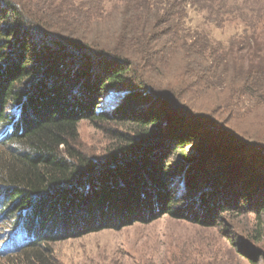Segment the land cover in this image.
Returning a JSON list of instances; mask_svg holds the SVG:
<instances>
[{
	"label": "trees",
	"instance_id": "16d2710c",
	"mask_svg": "<svg viewBox=\"0 0 264 264\" xmlns=\"http://www.w3.org/2000/svg\"><path fill=\"white\" fill-rule=\"evenodd\" d=\"M116 1L109 12L107 0H0V219L19 212L12 236L28 239L9 264H46L51 244L165 216L214 228L251 213L263 241L264 9ZM191 11L243 32L226 45L193 31ZM150 84L165 101L99 112L106 92ZM82 121L134 134L114 132L95 160L78 146Z\"/></svg>",
	"mask_w": 264,
	"mask_h": 264
},
{
	"label": "rangeland",
	"instance_id": "374dc122",
	"mask_svg": "<svg viewBox=\"0 0 264 264\" xmlns=\"http://www.w3.org/2000/svg\"><path fill=\"white\" fill-rule=\"evenodd\" d=\"M116 0H107V10L112 11ZM240 7L251 6L263 12L264 1L245 0ZM193 31L208 34L215 40L228 44L243 32L244 24L231 21L217 27L207 19L205 12H190ZM127 98L165 101L162 89L150 84L140 91L132 86L108 91L102 95L101 113H112L115 106ZM13 102L10 101V106ZM10 112V109H7ZM132 132L123 126L82 121L78 127L79 148L93 159L105 160L116 143L114 132ZM134 134V133H133ZM1 135V134H0ZM75 145V143H71ZM11 148V147H10ZM195 147H186L193 152ZM5 148L0 147V156ZM231 165L226 170L236 168ZM1 195V194H0ZM3 203L4 198L0 196ZM224 215L214 228L203 227L188 221L165 216L151 224H135L122 230H105L87 236L51 244L47 247L46 264H252L247 251L256 252L255 264H264V238L261 243L252 239L255 215L251 213ZM21 219L19 212L6 214L0 219V264L11 263L12 256L28 245L24 235L11 230L8 217ZM246 250V251H245Z\"/></svg>",
	"mask_w": 264,
	"mask_h": 264
}]
</instances>
